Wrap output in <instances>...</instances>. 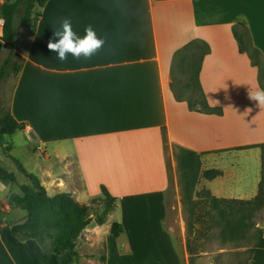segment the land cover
<instances>
[{
    "label": "crops",
    "instance_id": "crops-1",
    "mask_svg": "<svg viewBox=\"0 0 264 264\" xmlns=\"http://www.w3.org/2000/svg\"><path fill=\"white\" fill-rule=\"evenodd\" d=\"M6 1L0 0L3 21ZM64 18L80 37L91 26L103 47L89 58L60 61L47 43ZM239 28L264 57V0H48L36 34L26 38L10 94L11 114L26 126L13 137L41 159H32V174L50 196L70 193L89 206L104 202V187L116 205L101 222L91 215L76 242L77 263L70 252H46L34 239L16 237L9 224L0 225V264H192L200 255L190 251L184 217L197 203L175 187L168 147L201 155L204 172L223 173L204 183L216 199L253 200L262 180L261 148L244 149L264 144V109L249 99V90L261 88L260 68L236 38ZM202 47L209 51L201 54ZM184 50L182 57L200 55V88L222 115L192 111L176 98L172 72ZM249 156L259 159L261 179L254 177L247 190L241 183L249 171L238 160ZM70 161L77 180L53 171ZM216 181L226 195L214 189ZM11 190L0 182L3 212H17L8 206ZM20 217L16 223L26 216ZM114 223L123 227L119 237L111 232Z\"/></svg>",
    "mask_w": 264,
    "mask_h": 264
},
{
    "label": "rangeland",
    "instance_id": "rangeland-1",
    "mask_svg": "<svg viewBox=\"0 0 264 264\" xmlns=\"http://www.w3.org/2000/svg\"><path fill=\"white\" fill-rule=\"evenodd\" d=\"M237 35L243 45L248 49L251 59L260 68V80L264 86L263 55L256 51L257 49H255L250 41L248 31L245 28H239L237 30ZM27 37V34L23 32V40L19 42V46L15 50L16 56L10 54V51L14 50L11 47L0 52V68L3 67L7 61L20 63V58L24 59L23 55L25 53L24 49ZM205 51L206 48L202 47L201 54ZM188 55L190 54L178 58V63L174 66L172 72V86L180 97L189 101H195L201 98L200 89L196 81L200 55L194 58L191 57V59H189ZM17 77L18 75L12 74L1 83L0 97L3 105L7 108L9 107L10 94ZM9 142L15 147V151L12 152L14 158L17 159L29 173H35L36 171L33 167L32 159H41H39L37 155L29 152L27 147L20 143L18 137L11 138ZM201 158V155L192 157L186 150L180 147H168L170 173L172 180L175 182V187L180 191L179 194L187 202L197 203V207L194 209H186L184 217L187 224L190 251L195 255H200L192 259V264H251V256L248 250L257 244L259 234L264 235V206L259 210H255L253 207H242L238 203H233L232 201H235V199H217L218 201H215L214 197L211 196L210 192L204 186L206 179L203 174L204 171ZM238 161L241 167L244 168V172H246V169L249 171L248 178L241 183L248 190L253 185L254 177L261 179L259 173V159L257 158L255 160L253 156H249L243 157ZM1 164L4 165L9 172L17 176L18 185L28 182L25 176L18 171L16 164L11 159L6 158L3 150L0 154V165ZM65 164L66 163H64L63 167L62 164H59L53 171H55L57 175L65 173L70 176V174H72L74 175L73 178L77 180L75 163L71 162L68 168H65ZM253 171L256 172L254 176ZM221 182L222 181H216L213 187L214 189H219L222 195H226L225 186L223 184L221 185ZM18 185H10L12 189L11 192H16L18 190ZM234 186L237 185L235 184ZM176 188L169 193L170 202L174 201ZM193 197L196 199H193ZM3 207L4 205L0 207L1 226L6 223L9 225L16 223L21 220L22 217L20 216H26V212L21 210H17V212H3ZM87 208L90 215H100L103 212L104 202L94 200ZM10 209L15 210L14 208ZM242 210L244 212H240ZM118 212H120V210ZM242 216H251L252 219L247 222L255 226L241 229L238 219ZM200 258H209V260H201Z\"/></svg>",
    "mask_w": 264,
    "mask_h": 264
},
{
    "label": "trees",
    "instance_id": "trees-1",
    "mask_svg": "<svg viewBox=\"0 0 264 264\" xmlns=\"http://www.w3.org/2000/svg\"><path fill=\"white\" fill-rule=\"evenodd\" d=\"M47 1L48 0H7L1 8L2 17L4 19L2 42L12 48L13 34L11 22L19 6H23L21 34L25 32L28 37H33L37 32L38 22L42 16V9ZM240 27H244V25H240ZM234 33L240 44H242V47L248 51L239 39L237 32ZM248 35L251 41L250 34L248 33ZM185 49H187V47ZM1 51L2 45H0V52ZM208 51L209 50L206 48L204 53ZM256 51L260 53L259 50ZM184 53L185 50L180 52L179 55L183 56ZM10 54L16 56V51L11 50ZM20 59V63L7 61L5 65L0 68V87L1 83L6 78L10 77L12 74L18 75L20 73L24 62V59ZM252 63L253 65H257L253 60ZM199 67L196 81L200 89L201 98L199 100L189 101L175 93L176 98L178 100L187 101L192 111L222 115V107H210L204 97L199 85ZM260 86L264 88L261 80ZM25 128L26 126L23 123L18 122L12 116L10 108L3 105L0 97V147L6 157L16 164L18 171L28 180L27 183L18 185L17 176L0 165V182L8 185H18V190L16 192H11L8 196V206L26 212V217L23 222L10 224L11 231L21 240L34 239L46 252L57 255L70 252L74 262L77 263L79 256L76 252V242L84 230L90 225L92 217L88 212L87 206L77 202L72 194L60 193L55 196H50L46 188L41 184L39 178L32 173H28L24 166L11 155L12 148L7 145V139L25 130ZM252 147H259L262 150L263 170L258 195L253 200H235L232 202L238 203L242 207H253L255 210H259L264 206V144L249 146L244 149ZM186 151L192 157L198 156V154L194 152ZM203 174L206 180H213L223 175L219 170H209L205 171ZM102 193L104 195L103 212L100 215H96L100 222L114 211L116 205V198L112 197L106 188H102ZM214 199L218 201L216 198ZM240 212L244 211L242 210ZM251 219V216L240 217L238 219L240 228L254 227V224H249L247 222ZM111 232L114 236L119 237L123 232V227L118 223H114ZM248 252L251 256V264H264V235L259 234L257 244L250 248Z\"/></svg>",
    "mask_w": 264,
    "mask_h": 264
},
{
    "label": "clouds",
    "instance_id": "clouds-1",
    "mask_svg": "<svg viewBox=\"0 0 264 264\" xmlns=\"http://www.w3.org/2000/svg\"><path fill=\"white\" fill-rule=\"evenodd\" d=\"M3 24L4 21L0 19V27ZM103 44L104 41L97 37L91 26L85 28V34L80 37L73 30L71 19L64 18L60 22V29L54 32V39L48 41L47 48L54 52L60 61H65L69 55L75 58H89L102 48ZM249 99L264 109V88L249 90Z\"/></svg>",
    "mask_w": 264,
    "mask_h": 264
},
{
    "label": "water",
    "instance_id": "water-1",
    "mask_svg": "<svg viewBox=\"0 0 264 264\" xmlns=\"http://www.w3.org/2000/svg\"><path fill=\"white\" fill-rule=\"evenodd\" d=\"M22 22H23V6H19L17 11L14 13L11 22V29L13 34L12 48L14 50H16L19 46V42L21 38ZM27 135L32 141H38V137L33 131H29Z\"/></svg>",
    "mask_w": 264,
    "mask_h": 264
}]
</instances>
